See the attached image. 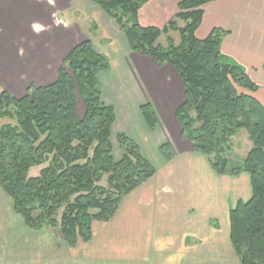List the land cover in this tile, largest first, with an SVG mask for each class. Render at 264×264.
<instances>
[{
    "label": "crops",
    "instance_id": "obj_1",
    "mask_svg": "<svg viewBox=\"0 0 264 264\" xmlns=\"http://www.w3.org/2000/svg\"><path fill=\"white\" fill-rule=\"evenodd\" d=\"M182 1H148L140 24L164 29ZM215 29L228 33L222 53L247 70L264 104V0L211 2L196 36L204 40ZM85 41L110 61L99 79L103 102L116 111L113 144L126 134L157 173L124 199L109 223L92 225L90 242L79 240L73 249L53 230H28L0 188V214L8 213L19 227L13 234L0 218V264H241L231 242L230 212L251 199L250 175L216 174L181 138L175 113L185 101L182 80L171 66L133 52L117 22L92 0H0V88L21 99L31 85L54 84L65 58ZM131 68L136 74L125 76ZM147 104L158 120L155 130L140 110ZM78 114H86L80 104ZM163 144L173 149L172 161L160 153ZM116 151L119 158L118 145Z\"/></svg>",
    "mask_w": 264,
    "mask_h": 264
},
{
    "label": "trees",
    "instance_id": "obj_2",
    "mask_svg": "<svg viewBox=\"0 0 264 264\" xmlns=\"http://www.w3.org/2000/svg\"><path fill=\"white\" fill-rule=\"evenodd\" d=\"M92 1L117 22L133 52L159 67L171 66L182 80L185 101L175 113L181 138L209 160L216 174L250 175L251 199L230 212L231 242L241 264H264V104L256 98L260 87L247 70L222 53L228 33L215 29L204 40L196 36L204 8L215 0H183L164 29L139 22V12L150 0ZM171 32L180 34L179 45ZM163 35L167 47L159 44ZM110 69L107 56L85 41L65 58L54 84L31 85L21 99L0 88V188L28 230H53L72 249L79 240L90 242L92 225L109 223L124 199L157 173L124 133L116 137V158V111L103 102L99 79ZM80 101L84 118L78 114ZM140 110L155 130L153 107ZM242 130L252 148L241 159L230 151V143ZM160 153L167 161L175 158L169 144ZM37 167L44 168L30 177Z\"/></svg>",
    "mask_w": 264,
    "mask_h": 264
},
{
    "label": "rangeland",
    "instance_id": "obj_3",
    "mask_svg": "<svg viewBox=\"0 0 264 264\" xmlns=\"http://www.w3.org/2000/svg\"><path fill=\"white\" fill-rule=\"evenodd\" d=\"M167 38H168L167 36L163 35L160 38V40H159V44H161L164 47H167V45H168V39ZM172 39L175 41V44L176 45H179L180 44L181 39H180V34L179 33H173L172 34ZM145 70H148V69H145ZM263 93H264V91L261 92V94H260L259 97H262L261 95ZM81 103H82V101H80L79 104H81ZM5 122H3V124ZM0 126H1V124H0ZM230 144H231L230 151H232V153H233L234 156H237V157H239L241 159L246 157V155H247V153L249 151V147H250V149L252 148V143L249 140L248 133L245 130L240 131L235 136V138H233V140L231 141ZM114 148L116 150L117 149V145H114ZM156 151H158V149H156ZM43 168L44 167L33 168L31 170V172H30V177H38L40 175L41 170ZM201 173L203 174V176L205 175L202 168H201ZM204 177H206V175ZM102 185L103 186H107V183H106L105 180L102 183ZM8 215L9 214L5 212V215L0 214V218L3 217L2 222L5 223V224H7V225H9V226L6 227L7 229L11 230L13 232V234L14 233L17 234L18 231H19V227L17 226V220L15 219L16 222L13 221L12 219H14V218H12L10 215H9V217H10L9 218ZM218 223L220 224L221 227H223L224 223L221 220Z\"/></svg>",
    "mask_w": 264,
    "mask_h": 264
},
{
    "label": "bare ground",
    "instance_id": "obj_4",
    "mask_svg": "<svg viewBox=\"0 0 264 264\" xmlns=\"http://www.w3.org/2000/svg\"><path fill=\"white\" fill-rule=\"evenodd\" d=\"M136 70L134 69V68H131V69H129L126 73H125V76H134L135 74H136V72H135ZM80 109H84V106H83V104L81 103L80 104ZM116 153H117V151H116Z\"/></svg>",
    "mask_w": 264,
    "mask_h": 264
}]
</instances>
